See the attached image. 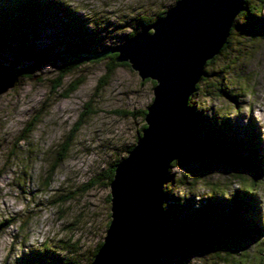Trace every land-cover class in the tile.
Listing matches in <instances>:
<instances>
[{
    "label": "rangeland",
    "instance_id": "1",
    "mask_svg": "<svg viewBox=\"0 0 264 264\" xmlns=\"http://www.w3.org/2000/svg\"><path fill=\"white\" fill-rule=\"evenodd\" d=\"M58 1L94 30L91 42L98 48L123 44L140 19L156 18L176 3ZM260 16L263 34L249 38L235 29L229 48L206 67L207 80L200 83L191 102L203 111L212 110L210 117L224 121L245 142L255 133L264 156V12ZM55 23L59 20L45 22L46 35L35 43L36 50L44 53L43 64L31 78L18 77L14 87L0 95V222L16 220L0 233V264H24L23 258L37 251L43 253L45 264H58L61 258L78 264L91 260L111 221L109 171L136 144L145 124L140 112L147 111L154 98V81L141 80L128 63L111 72V59L80 63L54 90L60 67L72 60L55 54L74 48L76 40L58 25L53 27ZM0 64L7 70L32 71L31 63L19 57L14 47L2 52ZM78 81V89L66 97ZM30 123L35 124L34 130L26 132ZM26 134L28 139L20 141ZM60 154L65 158L47 188L49 170ZM240 173L244 177L239 179ZM172 175L188 183L181 188L176 182L172 190L181 197L189 192L192 207L203 206L214 192L223 196L225 204H232L237 190L253 184L249 171L223 161L192 160L173 168ZM262 175L253 193L264 213V171ZM196 176L208 183L207 188L201 189L200 182L193 187ZM244 240L223 241L205 256L166 255L160 264H264V235L257 241Z\"/></svg>",
    "mask_w": 264,
    "mask_h": 264
},
{
    "label": "water",
    "instance_id": "2",
    "mask_svg": "<svg viewBox=\"0 0 264 264\" xmlns=\"http://www.w3.org/2000/svg\"><path fill=\"white\" fill-rule=\"evenodd\" d=\"M246 0H178L165 15L123 44L63 60L92 62L117 54L141 80L156 83L136 144L115 166L110 183L111 221L90 264H155L152 247L160 226L171 164L191 141L189 99L209 61L220 55ZM18 73L0 71V95Z\"/></svg>",
    "mask_w": 264,
    "mask_h": 264
},
{
    "label": "trees",
    "instance_id": "3",
    "mask_svg": "<svg viewBox=\"0 0 264 264\" xmlns=\"http://www.w3.org/2000/svg\"><path fill=\"white\" fill-rule=\"evenodd\" d=\"M262 12H264V0H246L245 9L236 18L228 42L222 49L221 54L229 48L235 29L249 38H256L263 34V28L258 22L263 21L260 16ZM165 13L166 11L160 12L156 18L140 19L136 30L129 33L127 38L150 26L156 20L162 18ZM50 18H53L54 21L59 20V24L55 23L53 27L58 25L62 31L67 32L72 40L76 39L72 42L74 48L67 49L62 54H94L112 47V45L104 46V44L99 46V48L95 47L91 42L95 35L94 30H90L85 25V22L78 18L75 12L61 1L0 0V55L6 49L14 47L19 57L31 63L30 69L32 71L28 69H13L18 73L19 78H31L32 74L38 70L37 67L43 64L44 53L42 50L41 52L36 50L35 43L44 35L43 32L47 28L45 27L47 24L44 25V23H48ZM91 44L92 48L89 47ZM62 54H55V57L61 58ZM217 57L209 61L206 67L213 65ZM116 58L117 54H113L92 62L98 63L111 59L113 61L111 72L118 66H127V63H117ZM79 65L80 63L76 64L72 60L63 63L59 69L57 80L54 81V90L61 87L65 76L72 73ZM206 67L205 75L197 85L198 89L200 83L207 80ZM1 70L7 69L0 64ZM79 83L80 81L71 84L65 96L68 97L76 91ZM191 97L189 99L191 141L183 156L171 164L170 178L164 187V203L160 211V226L152 247L155 264H160L161 259L166 255L188 252L193 256H205L223 241L230 239L257 241L264 235V213L258 207L256 195L253 193L254 183L261 179L264 171L262 167L264 162L263 149L260 148L261 141L255 133L249 137L248 141L241 140L236 134L230 132L224 121L210 117L212 110L207 112V110L203 111L199 107L192 105ZM130 114L135 115L134 112ZM140 114L145 119L146 111H142ZM29 125L30 127L26 132L34 130L35 124L30 123ZM144 128H146V124H143L141 131ZM73 135L71 134V137ZM140 135L141 133H139L137 139ZM27 139L28 136L26 134L20 141H26ZM133 146L128 148V153ZM64 151L66 152L67 149ZM64 158L65 156L60 154V157L52 164L45 183L47 188L50 186V178ZM192 160L223 161L234 168H242V170L249 171L253 179L252 187H243L237 190L233 196L232 204H225L223 196L222 198L216 197L217 193L214 192V195L209 194L212 197H209L203 206L196 204V207H192V201L188 197L189 192L184 191L185 194L181 197L172 190L176 182H179L181 188L188 185L184 179L176 180L172 175V169L185 167ZM119 161L120 159H117L112 164L108 175L109 184L113 180L115 166ZM243 177L244 175L240 173L239 179ZM199 178V176H196L193 187L196 188L200 182L199 187L201 189L207 188L208 183L204 180L201 182ZM241 181L245 182V179ZM191 193L194 194L195 192L192 191ZM186 203H189V205H186ZM15 221L12 218L0 222V233L6 231ZM101 245L102 242L98 244L91 260L87 264L92 262ZM28 255L30 256L23 258L24 264H28L30 260H33V264H45L41 251L29 253ZM57 262L58 264H78L76 261H68L66 258L57 259Z\"/></svg>",
    "mask_w": 264,
    "mask_h": 264
}]
</instances>
